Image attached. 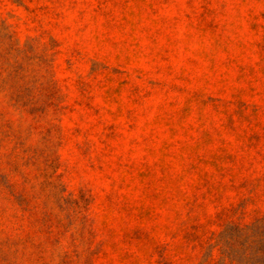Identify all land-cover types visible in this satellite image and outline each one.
<instances>
[{
    "label": "rangeland",
    "instance_id": "374dc122",
    "mask_svg": "<svg viewBox=\"0 0 264 264\" xmlns=\"http://www.w3.org/2000/svg\"><path fill=\"white\" fill-rule=\"evenodd\" d=\"M0 264H264V0H0Z\"/></svg>",
    "mask_w": 264,
    "mask_h": 264
}]
</instances>
